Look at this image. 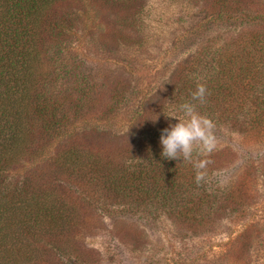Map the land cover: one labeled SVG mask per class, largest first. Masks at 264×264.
Masks as SVG:
<instances>
[{
  "label": "trees",
  "instance_id": "trees-1",
  "mask_svg": "<svg viewBox=\"0 0 264 264\" xmlns=\"http://www.w3.org/2000/svg\"><path fill=\"white\" fill-rule=\"evenodd\" d=\"M90 1L114 15L101 37L105 52L111 42L121 49L140 43L135 30L144 0ZM195 2L208 6L204 32L211 41L174 64L160 106L136 107L129 122L138 119L137 140L109 148L66 140L77 129L95 132L89 128L130 108L126 83L87 69L101 60L87 55L82 8L71 7V0H0V264H38L45 248L61 256L74 249L80 215L63 183L79 189L84 203L103 216L164 214L187 228L213 220L223 205L247 200L240 189H218L213 179L229 165L228 145L211 151L195 146L191 161L159 155L160 130L176 123L166 117L182 118L184 103L215 119L213 130L238 138L239 147L264 136V0ZM202 29L187 30L171 49ZM198 84L206 88L202 104L192 100ZM227 117L234 121L224 122ZM200 160L208 161L204 169L194 167ZM36 161L44 162L41 171L12 178ZM197 171L204 173L199 182Z\"/></svg>",
  "mask_w": 264,
  "mask_h": 264
},
{
  "label": "rangeland",
  "instance_id": "rangeland-1",
  "mask_svg": "<svg viewBox=\"0 0 264 264\" xmlns=\"http://www.w3.org/2000/svg\"><path fill=\"white\" fill-rule=\"evenodd\" d=\"M195 1L144 0L140 30H135V40L139 37L140 43L121 49L111 42L105 52V46H100L101 37L111 28L114 15L90 0H71V7L75 4L82 8L87 55L101 60L87 69L104 79L126 83L130 108L109 122L89 128L97 131L77 129L66 140L95 142L109 148L137 140L138 119L129 122L136 107L142 104L141 108L147 110L160 106L166 99L174 64L191 59L201 44L211 41L204 32L208 6ZM199 24L203 28L199 35L189 36L171 49L172 41ZM237 117L243 120L242 115ZM230 120L234 118L227 117L224 122ZM212 131L213 147L228 145L232 155L228 167L213 178L219 183L218 189H240V196L247 200L223 205L225 209L213 220L194 221L187 228L164 214L103 216L84 203L79 189L63 183L80 215L74 249L61 256L45 248L46 259L38 264H264V136L240 141L243 147H239L238 138L231 139L233 136L227 131ZM43 167L42 161L25 163L11 176L18 179Z\"/></svg>",
  "mask_w": 264,
  "mask_h": 264
},
{
  "label": "clouds",
  "instance_id": "clouds-1",
  "mask_svg": "<svg viewBox=\"0 0 264 264\" xmlns=\"http://www.w3.org/2000/svg\"><path fill=\"white\" fill-rule=\"evenodd\" d=\"M206 88L203 84H198L195 92L192 93V100L204 103ZM183 113L182 118H174L176 123H168V126L160 130L159 147L160 157L164 160H184L191 161L195 146L201 147L204 151H211L215 144L213 135V122L196 111L193 103H184L179 106ZM151 120L153 123L156 120ZM208 161L200 160L194 162L196 169H204ZM204 176L202 171H197L195 179L199 182Z\"/></svg>",
  "mask_w": 264,
  "mask_h": 264
}]
</instances>
